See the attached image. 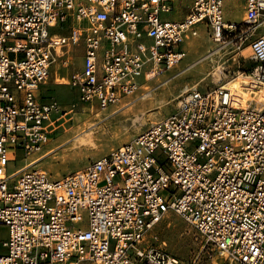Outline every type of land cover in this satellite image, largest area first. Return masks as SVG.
<instances>
[{
	"label": "built area",
	"instance_id": "2783aa9c",
	"mask_svg": "<svg viewBox=\"0 0 264 264\" xmlns=\"http://www.w3.org/2000/svg\"><path fill=\"white\" fill-rule=\"evenodd\" d=\"M177 1L0 0V264H184L150 237L171 213L214 248L212 264H264V104L235 107L226 85L187 90L171 115L83 170L7 172L18 152L36 162L51 142L62 110L42 88L68 45L84 48L71 86L101 109L176 68L199 24L249 42L250 77L264 81V0H240L241 23L225 21L227 0H188L183 20L164 18Z\"/></svg>",
	"mask_w": 264,
	"mask_h": 264
},
{
	"label": "rangeland",
	"instance_id": "374dc122",
	"mask_svg": "<svg viewBox=\"0 0 264 264\" xmlns=\"http://www.w3.org/2000/svg\"><path fill=\"white\" fill-rule=\"evenodd\" d=\"M190 4L188 0L177 1L173 12L163 17L183 20L191 10ZM224 14L226 22L241 23L245 14L244 2L227 0ZM197 29L198 34L189 36L182 44L188 54L176 68L163 71L153 79L140 77L138 82L141 87L134 95L106 109L82 103L77 89L71 86L72 79L82 69L84 50L80 45L72 54L69 66L64 68L60 64L58 75L54 73L48 82L46 94L54 96L62 112L53 116V123L49 126L51 144L41 156V162L31 168L44 171L52 178L83 170L91 162L133 140L151 124L171 115L178 106L179 97L187 90L232 85L234 78L240 74L250 75L257 62L248 54L249 42L238 48L236 35L215 40L206 24H199ZM146 44L150 46L151 40ZM217 48L220 50L207 58ZM188 65L191 68L181 72ZM218 69L222 70L220 77L216 75ZM256 91L259 88L251 95L260 96L261 93ZM254 104L259 102L252 100L251 105ZM90 133H93V141L86 145L79 144L80 139ZM67 139L69 141L64 144ZM19 153L7 168L9 175L26 163ZM87 221L85 214L81 224L86 225ZM152 236H157L158 244L184 264H212L209 254H215L214 248L206 244L196 228L175 214H168L155 227ZM7 237L8 229L0 226V252Z\"/></svg>",
	"mask_w": 264,
	"mask_h": 264
},
{
	"label": "bare ground",
	"instance_id": "6f19581e",
	"mask_svg": "<svg viewBox=\"0 0 264 264\" xmlns=\"http://www.w3.org/2000/svg\"><path fill=\"white\" fill-rule=\"evenodd\" d=\"M219 50H220V48L219 49L217 48L214 52H211L208 55L207 58H209L210 56H212L213 54H215ZM247 51H248L249 55H252L253 51H252L251 47H248ZM190 68H191L190 65H188L181 72L184 73L186 70H188ZM183 73H181V74H183ZM221 73H222V70L218 69L217 72H216V75L218 77H220ZM233 82L234 83L232 85L226 84V86L228 88H230L231 91H232V105L233 106L240 107V108H246V107L251 106V101L252 100H256L260 104H264V90L260 92V90L264 88V81H261V80L255 79L253 77H250V75L240 74L239 76L234 78ZM258 88H259V91H256V93H259V94L261 93L260 96H258V97L252 96L251 93L253 91L257 90ZM136 118H137V116H136ZM79 130H80V128L77 131H79ZM93 137H94L93 133L87 134L86 137L80 139L79 144H81V145L89 144V143H91L93 141L92 140ZM68 141H69L68 139L66 140V142L64 140V144L67 143ZM39 162H41V160H37L36 162H32V163L26 162L25 165L23 167H21V168H26V167H28L30 165L33 166L35 164H39Z\"/></svg>",
	"mask_w": 264,
	"mask_h": 264
},
{
	"label": "crops",
	"instance_id": "0c3cea01",
	"mask_svg": "<svg viewBox=\"0 0 264 264\" xmlns=\"http://www.w3.org/2000/svg\"><path fill=\"white\" fill-rule=\"evenodd\" d=\"M80 46V45H79ZM78 46V47H79ZM82 46V45H81ZM78 47H73V46H71V45H68L66 48H65V52H64V55L60 58V60H59V62L57 63V64H54L53 65V67H52V70H51V77H52V75L54 74V73H56L57 75H58V72H59V65L60 64H62L61 63V60L62 59H69V63L71 62V57H72V54L74 55L75 54V52H76V50H77V48ZM83 47V46H82ZM75 50V51H74ZM83 50H84V48H83ZM83 57H84V55H83ZM83 62H84V58H83V61H82V68H83ZM69 63L67 64V65H63V67L64 68H66L67 66H69ZM82 71V69L79 71V72H81ZM50 77V78H51ZM65 77H62L61 79H64ZM47 89H49V84H47V85H45V86H43V88H42V94L43 95H45V96H47V94H46V91H47ZM49 96V95H48ZM49 97H53L54 98V96L52 95V96H49ZM50 144H51V142H50ZM49 144V145H50ZM48 145V146H49ZM46 151H47V149H46ZM47 155V153L45 154V156Z\"/></svg>",
	"mask_w": 264,
	"mask_h": 264
}]
</instances>
